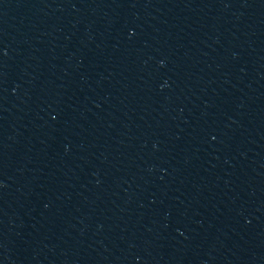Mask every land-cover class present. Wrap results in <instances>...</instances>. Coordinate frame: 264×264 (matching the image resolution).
Listing matches in <instances>:
<instances>
[{
	"label": "water",
	"instance_id": "obj_1",
	"mask_svg": "<svg viewBox=\"0 0 264 264\" xmlns=\"http://www.w3.org/2000/svg\"><path fill=\"white\" fill-rule=\"evenodd\" d=\"M0 264H264V0H0Z\"/></svg>",
	"mask_w": 264,
	"mask_h": 264
}]
</instances>
